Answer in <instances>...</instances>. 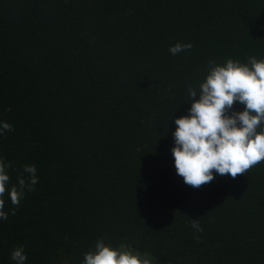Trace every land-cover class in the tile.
<instances>
[{
    "label": "trees",
    "instance_id": "trees-1",
    "mask_svg": "<svg viewBox=\"0 0 264 264\" xmlns=\"http://www.w3.org/2000/svg\"><path fill=\"white\" fill-rule=\"evenodd\" d=\"M249 56L264 0H0V156L13 182L39 176L6 205L0 264L21 245L27 264H81L101 236L155 264H264V161L194 187L171 152L208 60Z\"/></svg>",
    "mask_w": 264,
    "mask_h": 264
},
{
    "label": "clouds",
    "instance_id": "clouds-1",
    "mask_svg": "<svg viewBox=\"0 0 264 264\" xmlns=\"http://www.w3.org/2000/svg\"><path fill=\"white\" fill-rule=\"evenodd\" d=\"M192 47L191 42L178 41L168 51L175 56ZM188 95L191 106L186 115L175 118L171 149L176 173L184 183L199 187L217 175L235 178L264 161V59H209L204 78L198 87L188 88ZM236 103L243 105L242 110L234 108ZM12 127L0 120V135ZM10 169L12 163L0 156L2 220L9 216L6 205L19 206L39 181L35 164H25L15 182ZM192 227L203 231L197 219ZM83 255L81 264H155L151 254L127 244L113 246L102 236ZM11 260L13 264H27L24 246L12 250Z\"/></svg>",
    "mask_w": 264,
    "mask_h": 264
}]
</instances>
